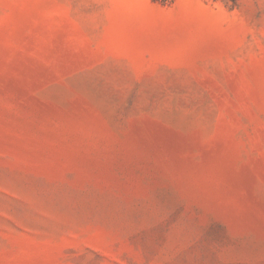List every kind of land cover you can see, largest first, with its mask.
<instances>
[{
	"label": "rangeland",
	"instance_id": "obj_1",
	"mask_svg": "<svg viewBox=\"0 0 264 264\" xmlns=\"http://www.w3.org/2000/svg\"><path fill=\"white\" fill-rule=\"evenodd\" d=\"M0 264H264V0H0Z\"/></svg>",
	"mask_w": 264,
	"mask_h": 264
},
{
	"label": "bare ground",
	"instance_id": "obj_2",
	"mask_svg": "<svg viewBox=\"0 0 264 264\" xmlns=\"http://www.w3.org/2000/svg\"><path fill=\"white\" fill-rule=\"evenodd\" d=\"M152 129H154V128H152ZM156 130H157V129H156ZM153 131H155V130H152V132H153ZM148 134H150V132H148ZM165 134H166V133H164L163 136H164ZM150 136L152 137L151 134H150ZM154 136H155V134H154ZM156 136H157V135H156ZM158 136H159V135H158ZM158 136H157V137H158ZM168 136H169V134H168ZM168 136H166V137H168ZM145 138H146V137H145ZM154 138H155V137H154ZM159 138H160V137H159ZM164 138H165V136H164ZM164 138L161 137L162 140H163ZM169 138H170V137H169ZM165 139H166V138H165ZM156 140H157V139H156ZM156 140L154 139L153 141L156 142ZM143 141H145V140L143 139ZM148 141H149V140H147V142H148ZM163 141H166V140H163ZM163 141H162V142H163ZM168 141H169V140H168ZM149 142H150V141H149ZM171 142H173V141H171ZM166 143H167V142H166ZM168 144H169V143H168ZM168 144H167V145H168ZM172 144H173V143H172ZM173 145H174V144H173Z\"/></svg>",
	"mask_w": 264,
	"mask_h": 264
},
{
	"label": "trees",
	"instance_id": "obj_3",
	"mask_svg": "<svg viewBox=\"0 0 264 264\" xmlns=\"http://www.w3.org/2000/svg\"><path fill=\"white\" fill-rule=\"evenodd\" d=\"M154 2H160V3H166V2H171L173 0H153Z\"/></svg>",
	"mask_w": 264,
	"mask_h": 264
}]
</instances>
